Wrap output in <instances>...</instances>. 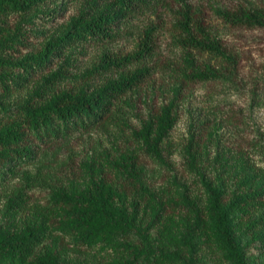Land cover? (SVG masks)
I'll return each mask as SVG.
<instances>
[{"label":"trees","instance_id":"16d2710c","mask_svg":"<svg viewBox=\"0 0 264 264\" xmlns=\"http://www.w3.org/2000/svg\"><path fill=\"white\" fill-rule=\"evenodd\" d=\"M78 1L69 21L47 24ZM158 1L0 0V264H252L264 244V133L235 147L221 120L190 114L189 179L174 171L171 134L191 84L264 106V67L246 75L241 52L189 0L173 11L180 60H158L154 23L130 52L107 46ZM212 10L229 31L264 30V0ZM92 45L100 53L78 70ZM158 70L167 79L151 86ZM149 82L144 102L165 100L134 125L132 93ZM95 131L110 145L100 137L77 160L75 142Z\"/></svg>","mask_w":264,"mask_h":264},{"label":"rangeland","instance_id":"374dc122","mask_svg":"<svg viewBox=\"0 0 264 264\" xmlns=\"http://www.w3.org/2000/svg\"><path fill=\"white\" fill-rule=\"evenodd\" d=\"M197 5H202L208 11V16L212 23L217 27L223 29V35L241 52L242 65L244 66V73L247 75L251 71L261 69L264 67V30L262 29H244L237 31H229L223 27L221 21L215 16L213 7H230L236 5L240 0H189ZM254 3L258 0H244ZM81 1L69 2L65 8L59 9L61 16L53 21V13L49 15L47 24L56 25L69 21L72 16L76 15L80 8ZM154 9H149L144 13L138 14L134 19V23L125 30L117 38L110 41L107 46L114 51L121 53L130 52L135 49L137 42L143 35L145 28L154 23L157 25L158 36V55L157 58L161 62L178 61L181 59V48L174 42L173 35L177 32L174 29L173 23L175 16L173 11L177 9L178 4L176 0H159L156 2ZM174 9V10H173ZM100 45H92L87 52V55L80 59V69L84 70L91 65L95 57L100 53ZM258 72V71H257ZM167 79V74L157 71L154 75V81H150L153 85H160L163 79ZM145 84L142 89L132 93L135 107H128L130 121L134 125H138L140 119L146 117L150 108L159 106L165 100V95L158 91L153 101L146 104L143 98L146 94H150L151 88ZM77 84L75 80H69L65 83V87ZM189 94V99L181 112V118L171 134V140L177 148L174 154L173 165L174 171L185 179L189 176L184 172V159L181 152V147L187 143L189 135V127L193 114L195 117L204 119L210 117L221 120L222 127L219 133L222 134L224 141L230 145H237L238 143H245L247 139H253L258 132L264 133V106H256L251 108L247 92H237L219 84L213 83H195L191 84L186 91ZM149 94V96H150ZM188 109L190 112H188ZM104 138L105 145H110L107 137L103 136L101 131H95L91 136L85 137L84 140L76 141L74 144V156L77 160L84 156L87 149L96 145L98 139ZM114 139V137H112ZM123 143V142H122ZM126 144H122L124 146ZM236 147V146H235ZM154 167V165H151ZM161 174V173H160ZM164 174V171H163ZM159 182H163L159 179ZM3 201L0 200V206ZM1 217V214H0ZM250 262L252 264H264V244L257 243L250 250Z\"/></svg>","mask_w":264,"mask_h":264}]
</instances>
